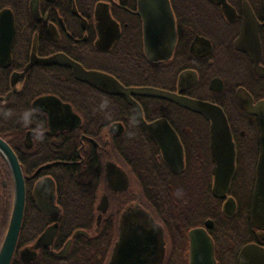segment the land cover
<instances>
[{"label": "flooded vegetation", "instance_id": "flooded-vegetation-1", "mask_svg": "<svg viewBox=\"0 0 264 264\" xmlns=\"http://www.w3.org/2000/svg\"><path fill=\"white\" fill-rule=\"evenodd\" d=\"M184 100L223 109L235 177L240 161L255 188L260 128L250 111L264 105V0H0V138L19 161L26 188L24 238L11 264H93L90 246L73 243L99 235L104 264H169L179 246L191 263L192 235L201 230L219 264L221 224L204 219L202 207L217 210V200L220 214L237 218L235 177L227 192H216L211 122L191 117ZM169 128L182 148L181 172L164 157L173 143ZM147 169L155 175L150 187L163 191L188 187L186 173L201 189L199 175L208 172L212 196L162 199L187 210L159 215L157 201L145 195ZM78 171L96 175L88 183L94 196L65 201L62 174ZM66 202L75 213L65 214ZM13 204L12 170L0 152V250ZM219 242L240 264L247 246L264 251V230Z\"/></svg>", "mask_w": 264, "mask_h": 264}, {"label": "water", "instance_id": "water-1", "mask_svg": "<svg viewBox=\"0 0 264 264\" xmlns=\"http://www.w3.org/2000/svg\"><path fill=\"white\" fill-rule=\"evenodd\" d=\"M257 42L254 46L257 64L260 61V45ZM11 42V37L8 43ZM6 47V46H5ZM81 76L89 80L95 79L93 74L85 72L78 64L65 59ZM149 94H161L154 90H142ZM181 106L188 110L204 116L211 122L212 149L217 163L215 173L216 192L230 189L232 180L236 175V148L233 141L228 119L223 109L216 105H210L203 102L184 100ZM251 114L258 117L260 128V155L256 169V183L252 196V224L259 230H264V105H258L250 111ZM142 117V116H141ZM169 139L173 141L172 145L164 148V157L168 165L175 171L181 172L184 168L183 152L179 145V140L169 128ZM0 152L8 160L14 180V204L9 227L0 250V264H11L19 236L22 229V223L25 211L26 188L22 168L15 154L9 145L0 138ZM233 206V207H232ZM231 212L234 213L236 206L230 205ZM210 227V223L207 224ZM199 236V238H198ZM42 239V238H41ZM40 239V240H41ZM39 240V241H40ZM122 251H120V254ZM190 264H216L213 245L204 230L199 231L198 235H192V250ZM240 264H264V251L256 245L247 246L240 256Z\"/></svg>", "mask_w": 264, "mask_h": 264}, {"label": "trees", "instance_id": "trees-1", "mask_svg": "<svg viewBox=\"0 0 264 264\" xmlns=\"http://www.w3.org/2000/svg\"><path fill=\"white\" fill-rule=\"evenodd\" d=\"M191 117H204L198 113H190ZM239 161V169L237 176L235 177L233 186H232V194L236 196L239 200V212L237 218L228 221L224 217V215L220 211L218 212V206L219 202L217 200L213 201L217 207V210H213V208L209 205H206L202 207L203 212V218H215L218 225L221 224V236L222 240L219 238L216 240L218 243V249L216 250V257L219 261V264H234V258L233 254L229 252H224L222 248H219V241H224L226 239H229L234 233L236 235L238 234H247L250 230H255L256 228L252 224V201L251 196L254 192V175L251 180L247 179L245 177V174L243 172L242 166L240 165ZM190 176V184L188 188H192L194 191H192V194L189 189L184 190H178L174 189L173 191H163L156 187L152 189L150 186L153 184L152 178L155 177L152 172H150L148 169L145 170L141 174L142 180L145 183L146 187L145 195L146 197L152 201V203H156V207L158 208V214H163L164 216H167L170 211L173 212L174 215H177L178 217H181L183 215V212L185 214L187 209H184V206H176L173 203L171 204H162V199H176L177 197H186V198H193V197H203L202 191H207L208 195L210 193V190L208 189V183H210V176L208 172H205L204 174H200L201 182L202 184L206 183V186L197 189L195 187L194 183L196 180L194 179V175L191 173H186V175ZM96 175L94 173H86V172H80L72 173L67 172L62 174V177L60 179V189L59 194L62 199L65 201L72 200L74 198L82 199V198H92L95 193V184H88L90 181H94ZM248 177V175H247ZM88 184V185H87ZM250 186H249V185ZM156 188V189H155ZM210 196V195H209ZM160 198V200H159ZM155 199V201H154ZM213 202H211L213 204ZM80 205H77L79 207ZM213 206V205H212ZM65 214H72L75 213L73 208L75 205L71 206V202H66L63 205ZM72 208V209H71ZM211 208V209H210ZM184 209V210H183ZM216 211V212H215ZM214 216V217H213ZM24 234L23 229L21 230L20 237H19V244L23 242ZM104 236L99 235L98 237L94 238L92 243H89L85 238L82 237H76L75 241L73 243L74 247L79 246H90L91 251L93 252V264H104V261L106 259L107 251L106 248V242H104ZM89 243V244H88ZM185 247H175L173 248L172 255L170 256L169 264H190L189 263V252L187 253ZM225 258V259H223ZM12 264H16L13 262Z\"/></svg>", "mask_w": 264, "mask_h": 264}, {"label": "rangeland", "instance_id": "rangeland-1", "mask_svg": "<svg viewBox=\"0 0 264 264\" xmlns=\"http://www.w3.org/2000/svg\"><path fill=\"white\" fill-rule=\"evenodd\" d=\"M186 189H189L190 192H191V194H192V191H194L192 188H190V187L188 188L187 186H186L183 190L185 191ZM203 193H204V192L202 191V196H203L202 198H204L205 200H206V199H207V200L210 199V197L212 196V195L209 196L208 193H207V191L205 192L204 195H203ZM208 201H209V200H208ZM211 202H212V201H211ZM170 213H173V212L170 211ZM223 259H225V258H223Z\"/></svg>", "mask_w": 264, "mask_h": 264}]
</instances>
